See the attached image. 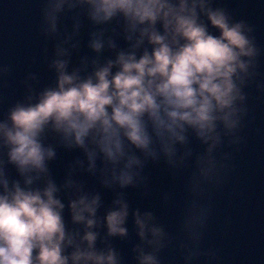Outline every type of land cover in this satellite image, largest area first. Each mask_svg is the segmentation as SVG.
I'll return each mask as SVG.
<instances>
[{"label":"clouds","instance_id":"clouds-1","mask_svg":"<svg viewBox=\"0 0 264 264\" xmlns=\"http://www.w3.org/2000/svg\"><path fill=\"white\" fill-rule=\"evenodd\" d=\"M38 32L53 81L27 73L0 112V264H125L114 240L131 264L172 245L181 264H216L211 196L244 141V89L264 92L253 26L215 0H41ZM57 149L79 153L59 180ZM150 164L183 178L174 232L126 198Z\"/></svg>","mask_w":264,"mask_h":264},{"label":"water","instance_id":"water-1","mask_svg":"<svg viewBox=\"0 0 264 264\" xmlns=\"http://www.w3.org/2000/svg\"><path fill=\"white\" fill-rule=\"evenodd\" d=\"M215 3L225 7L233 19H244L253 26L252 34L262 49L258 79L264 83V0H215ZM40 4L41 0H0V66L9 67V72L0 77V112L22 98L20 81L27 73L36 74L37 80L29 81L36 90L53 81L43 54L50 45L38 32ZM85 36L86 29L82 30V41ZM244 91L249 109L241 132L244 141L238 151L232 152L234 167L222 186L212 193L201 243L202 248L217 249L216 264H264V92L258 91L254 83ZM77 156V151L57 149V159L50 165L54 178L61 179L65 163ZM145 174L146 187L129 189L126 198L131 207L152 210L165 229L174 232L185 196L183 178L171 175L163 165L150 164ZM102 194L107 203L111 193L102 190ZM113 244L121 250L125 264H131L130 244L118 240ZM161 257L162 264H181L174 245L162 250Z\"/></svg>","mask_w":264,"mask_h":264}]
</instances>
